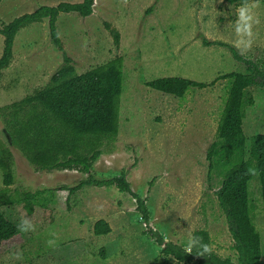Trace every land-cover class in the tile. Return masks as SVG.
<instances>
[{"label":"rangeland","instance_id":"1","mask_svg":"<svg viewBox=\"0 0 264 264\" xmlns=\"http://www.w3.org/2000/svg\"><path fill=\"white\" fill-rule=\"evenodd\" d=\"M82 1L0 0V27L41 6ZM104 22L120 31L119 48ZM57 25L79 74L117 56L123 58L119 132L113 142L105 143V151L91 173L98 179L126 174L131 189L146 201L150 211L147 220L153 227L147 226L137 211L136 200L116 186L84 187L71 197L68 208V193L59 187L75 186L88 175L76 170L38 171L19 150L9 146L14 159L13 183L6 186L0 170V209L20 228V234L0 245V264H186L165 255L163 245L150 236V228L187 251L193 233L207 230L212 250L238 264L215 191L242 155L237 152L225 165L214 157L210 180L206 158L216 141L231 81L190 88L183 98L164 95L145 82L181 77L210 83L222 74L248 72L229 49L205 47L203 38L228 43L261 66L264 2L230 5L224 0H95L91 16L61 14ZM3 42L0 35V58ZM62 64V53L50 40L47 20L22 29L14 43L12 70L5 72L10 65L2 71L0 108L45 86ZM249 92L255 105L246 108L243 121L247 146L254 135L264 134V87L254 86ZM3 130L0 119V140L6 142ZM26 195H36L29 198L37 210L33 218L20 214ZM250 196L264 260V211L258 176L250 182ZM17 198L22 203L5 205V200ZM45 212L51 213V223L46 222L49 216H44ZM101 219L111 226L108 235L94 233V225Z\"/></svg>","mask_w":264,"mask_h":264},{"label":"trees","instance_id":"2","mask_svg":"<svg viewBox=\"0 0 264 264\" xmlns=\"http://www.w3.org/2000/svg\"><path fill=\"white\" fill-rule=\"evenodd\" d=\"M230 5H244L252 1L264 0H224ZM95 0H83L81 3L61 2L55 6H41L36 11L15 18L0 27V35L4 37L3 51L0 58V85L2 71L7 69L13 60V48L18 33L44 20L48 21L50 40L62 53L63 64L50 77L49 82L19 101L0 108V119L4 130L10 136L12 146L19 150L26 160L38 171L52 172L76 170L87 174L75 186H60V191L67 192L66 205L71 208V197L84 187L116 186L122 193L130 194L137 202V211L147 220L150 211L141 196L131 189L126 174L98 179L91 172L93 166L104 153L103 146L113 142L119 132L121 95L123 92L124 64L123 58L92 67L79 74L74 59L69 55L66 46L58 33V19L61 14L78 13L89 17L93 13ZM105 28L112 36L116 48L120 46V31L108 22ZM205 47L221 46L230 50L233 58L247 67V73L230 72L217 76L210 83L197 82L181 77H163L146 81L145 85L164 95L183 98L190 88L204 89L219 80H230L231 85L225 106L222 110L216 129V141L207 151L209 162L208 177L215 165L214 157L225 165L231 163L237 152L242 159L231 167L224 175L222 184L215 191L220 207L225 213L237 251L238 264H264L262 238L254 222V208L250 196V182L258 176L261 184V195L264 211V134L251 138L247 146L243 130L246 108L255 105L250 94L251 87H264V62L258 63L246 59L231 45L225 42L202 39ZM221 142V144H219ZM219 144V145H218ZM10 144L0 140V170L6 186L13 183L12 167L14 163ZM248 147V149L246 148ZM247 155V156H246ZM247 158H246V157ZM246 158V159H245ZM155 179L150 182L154 183ZM28 197L5 200V205L19 201L20 214L24 218H33L37 213L35 204ZM49 218L50 212L44 216ZM45 220L43 223H46ZM111 226L101 219L94 225L97 236L111 233ZM150 236L162 246L164 236L158 230L150 228ZM20 234L13 222L7 219L0 209V245ZM165 255L173 256L180 263L196 264H234L229 258H221L211 247L210 234L207 230H196L192 244L187 248L167 243L162 248ZM105 258V257H104Z\"/></svg>","mask_w":264,"mask_h":264},{"label":"water","instance_id":"3","mask_svg":"<svg viewBox=\"0 0 264 264\" xmlns=\"http://www.w3.org/2000/svg\"><path fill=\"white\" fill-rule=\"evenodd\" d=\"M3 132L5 133V136H6L7 140H8V142H9L10 146H12L10 136L5 132V130H3ZM145 222H146V225H147V226L149 225V226L153 227V226H152V222H150V221H148V220H145ZM164 242H165V244L169 243V242H167L165 239H164ZM165 244L163 245V248L165 247ZM187 252H189V250H188Z\"/></svg>","mask_w":264,"mask_h":264},{"label":"crops","instance_id":"4","mask_svg":"<svg viewBox=\"0 0 264 264\" xmlns=\"http://www.w3.org/2000/svg\"><path fill=\"white\" fill-rule=\"evenodd\" d=\"M262 2H264V1H262ZM11 70H12V65H11V67H10L9 69H7L5 72L10 73Z\"/></svg>","mask_w":264,"mask_h":264}]
</instances>
